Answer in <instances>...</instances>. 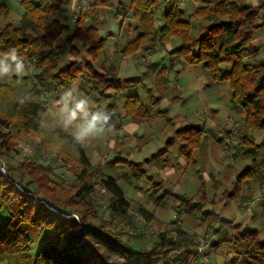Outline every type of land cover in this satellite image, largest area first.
<instances>
[{
  "label": "trees",
  "instance_id": "obj_1",
  "mask_svg": "<svg viewBox=\"0 0 264 264\" xmlns=\"http://www.w3.org/2000/svg\"><path fill=\"white\" fill-rule=\"evenodd\" d=\"M18 1L23 10L20 26L7 25L0 29V52L16 48L29 62L35 63L38 83L57 94L82 80L91 85L92 94L122 92L113 67H102L100 71L95 68L99 53L106 46V38L96 28L100 10L112 9L120 19L128 10L122 0H94L83 6L78 28L68 37L66 45L76 52L77 44H81L86 48L88 60L85 65L83 61L71 62L65 68L60 67L63 47L58 41L69 28L52 15L69 0ZM158 1H132L130 11L143 34L126 46L124 54H134L147 43L162 44L178 37L181 46L171 56L191 66L203 65L215 82H229L231 102L244 110L248 131L264 130V43L261 48L253 42L255 30L261 29L264 35V2L257 9L242 4V0H225L216 6L203 3L195 9L192 18L208 26L204 35L194 38L191 23L183 18L178 6L167 12L164 26L155 31L154 9ZM4 13L5 7L0 5V18ZM87 21L94 26L87 28ZM260 51H263L260 61L245 63ZM15 80L12 77L8 84L0 83V165L6 170V174L0 171V212L6 214V220H0V264H110L109 256L124 259L122 264H190L196 253L195 237L176 223L172 224L175 235L162 233L149 248H136L138 245L130 242L127 236L137 237L138 227L129 214L131 203L112 177H103L100 182L110 198L107 211L99 210L93 199L99 168L92 165L83 147L71 137L78 153L77 167L81 169L74 171L76 178L72 182L58 178L52 165H40L26 158L15 166L2 161L16 151L13 133L20 138L41 135L39 121L47 112L44 101L19 103L23 96L16 93ZM30 93L33 97L39 91L33 89ZM125 109L135 122L149 120L147 109L136 96L127 100ZM178 133L184 139L180 151L192 161L204 131L185 127ZM244 140L264 153V140L260 145H255L249 137ZM59 154L68 163V156L61 151ZM253 175L251 170L244 172L239 183ZM238 190L237 186L227 193L228 200L236 197ZM138 213L147 223L154 221V215L147 210L141 208ZM72 215H78L80 223L70 218ZM208 230L217 234L221 227L213 225ZM37 233L48 235L34 254ZM228 241L235 248L245 246V264H264V241L257 231L229 234Z\"/></svg>",
  "mask_w": 264,
  "mask_h": 264
},
{
  "label": "crops",
  "instance_id": "obj_2",
  "mask_svg": "<svg viewBox=\"0 0 264 264\" xmlns=\"http://www.w3.org/2000/svg\"><path fill=\"white\" fill-rule=\"evenodd\" d=\"M16 1L19 3L18 0ZM122 1L125 7L128 8L125 15L117 19L112 9L103 8L100 10V23L96 26L100 36L106 38V46L101 51L104 54L105 61L99 66L98 71L102 70V67H113L123 87L122 92L115 94L113 91H107L105 96L92 94L91 85L86 80L82 81H86L90 85L87 91L78 86L81 81L74 86L83 95L91 97L95 103L106 100L109 103L106 109L112 113L115 123L114 130L106 134L105 146L103 148L97 147L92 157L85 153L86 156L90 159L92 165L94 162L96 163L99 170L102 171L103 177H110L103 172L107 165H122L136 171L137 173L132 176V180L128 182V193H131L132 187L135 188L136 183L142 177L149 178L148 180L151 183L155 182L156 185H161L160 189L161 192H164L165 198L179 201L178 205L172 207L176 221L173 220L171 225L176 223L198 240L203 236H206V239L209 238L211 252L219 244V235H222L225 241L230 244L228 241L229 234L241 232L238 230L241 225L254 227L255 229L247 228L245 231H257L263 240L264 202L260 199L264 194V153L262 150L248 146L244 138L249 137L255 142V145H260L264 140V133L262 135L258 134L264 132V130L248 131L245 124L244 110L231 102L232 90L229 82H215L203 65L191 66L177 57L171 56V53L181 46L178 37L174 36L162 44L159 42L147 43L134 54H124L126 46L138 39L143 31L137 25L132 11H130L133 0ZM167 1L159 0L156 7L158 3ZM183 1L185 0L175 1L167 10L161 13L162 26L157 20L155 7L154 27L156 32H159L164 26L165 15L175 6L183 11L184 18V10L181 6ZM200 1H202V5L206 2L211 6H216L225 0ZM200 1H194L195 9L199 7ZM243 1L242 4H244ZM9 2L10 0H0V5L5 7V13L0 18V29L7 25H12L15 28L20 26L23 10L20 14L18 9ZM92 3H94V0H72L74 26L73 28L68 26L70 35L78 28L77 21L83 6ZM78 8H80L79 11ZM60 9L54 13L58 18L60 17L58 13ZM104 14L109 23L118 26V31L111 32L107 30L105 32L103 28ZM58 18L53 19L59 20ZM86 26L90 28L94 25L91 21H87ZM102 31L107 34L106 37L103 36ZM176 38L179 40L180 45L168 49L171 44H179L176 43ZM77 47L76 52L69 50L68 47H65L64 52L65 54H78L82 51L85 52L88 60L86 48L81 44H77ZM261 52L263 51L259 53ZM82 56L84 58V55ZM165 57L169 62L165 67H161L159 64ZM67 58L63 59L64 63L69 61V58ZM98 60L99 57L95 64ZM30 63L33 66L31 73L35 80L33 89L39 91L36 94L39 95L37 100L46 102L48 107V104H53L61 93L57 94L51 89L47 93L44 90L45 87L41 86L35 78L37 74L35 63ZM84 65L82 66L83 69ZM121 74L128 77L121 78ZM125 90L130 94H124ZM119 95H122L121 103L115 104L116 96ZM133 96L138 97L145 106L149 114V120L135 122L127 116L125 104ZM47 98L49 99L45 101L44 99ZM227 119H232L234 125H227ZM185 127H199L204 131L201 145L194 151L192 161H189L180 151L184 139L178 131ZM221 129L228 133L230 130L236 129V133L232 137V148L227 146L220 133ZM118 146H124L130 158L114 157L112 160H108L109 154L111 152L115 153ZM164 146L166 148H162ZM104 152L107 156L105 155L102 158ZM116 153L121 155L123 152ZM105 157L106 160L103 164L102 161ZM248 170H251L254 175L240 184L239 176ZM56 176L59 177V175ZM237 186L239 187L237 196L228 200L226 194L232 192ZM119 187L131 205H135L137 210L141 208L147 210L154 215V221L161 224L156 216V207L153 204H150L149 201L142 202L141 197L135 194L132 198L126 194L127 190L125 191L120 185ZM167 188L170 192H167ZM196 203L197 206H195ZM218 203L224 204L227 213L233 211L231 213L234 217L232 222L221 219L213 211L206 210L203 212L205 207L211 208ZM195 215L199 216V221ZM213 225L215 228L221 227L220 232L213 234L209 231L208 227ZM194 228L202 232L196 234ZM211 263L210 259L209 264ZM232 264H236V261L233 260Z\"/></svg>",
  "mask_w": 264,
  "mask_h": 264
},
{
  "label": "rangeland",
  "instance_id": "obj_3",
  "mask_svg": "<svg viewBox=\"0 0 264 264\" xmlns=\"http://www.w3.org/2000/svg\"><path fill=\"white\" fill-rule=\"evenodd\" d=\"M175 1H179L180 0H168L167 2H163V3H158L156 10H155V14L157 17L158 22H160V26H162V20L160 19V15L164 10H167L169 8V6H171V4H173ZM244 5L250 6L254 9L259 8L264 0H258V3L256 4V6H253L252 0H244ZM12 6H15L16 9H18V11L21 14L22 9L20 8L19 3L16 0H10L9 2ZM168 3V4H167ZM182 9L184 10V19L189 21L192 25V35L194 38H200L202 35L205 34L206 30L205 28H207V24L202 23L200 21H196L195 19H193L191 17L192 12L195 9V2L193 0H185L181 3ZM198 6H202V1L199 2ZM72 0H70V2L67 5H64L60 11L58 12L60 14V17L58 18L57 15L54 14V16H52V18H58L61 22H63L64 24H66L69 27L74 26L73 23V14L74 11L72 9ZM19 14V15H20ZM21 16V15H20ZM112 25L113 27L111 28ZM205 27V28H204ZM103 28L105 29V32L107 30H110L111 32H116L118 31V26L113 25L111 23L108 22V19L106 17V15H103ZM202 28V29H201ZM201 31H200V30ZM199 30V31H197ZM103 32V36H107V34H104L105 32ZM70 33H66L62 36V38L58 41V45H60L61 47H63V52L66 46V39L69 37ZM176 43L179 44H171L169 46L168 49L173 48L174 46H179L180 42L179 40L176 38ZM253 42L258 46L261 47L263 46L264 43V35H263V31L261 29L255 30L253 33ZM83 52L80 51L78 54L77 53H73V54H65V52L63 54H61V63L60 66L61 68H64L67 64L77 61V62H85L87 60L86 54L85 52L82 54ZM84 55V58H82ZM66 57L69 58V61H67L66 63H64L63 59L65 60ZM67 58V59H68ZM263 58V52L258 53L257 55H255L254 57L245 60V63H255L259 60H261ZM105 61V57L103 52L100 53L99 55V60L97 62L96 65V69L99 70V66L101 64H103V62ZM169 60L167 59V57H165L163 60H161V64H159L161 67H165L168 64ZM15 77V76H13ZM128 77L126 75L121 74V78H125ZM16 84L14 85V89L16 91L17 94L21 95V96H25L26 94H28L33 88H34V76L32 75L31 71L26 74L25 76H23L22 78H17L16 77ZM10 81H0L1 84H8ZM81 89H83L84 91H87L90 88V85L86 82V81H81V83L78 85ZM45 87L44 90H46V92L48 93L49 88ZM40 90V88H39ZM128 93L130 94L128 91H124V94ZM123 94V95H124ZM39 98V95L33 94V99H37ZM49 98L44 99L45 101H47ZM122 100V95L116 96V100H115V104H119L121 103ZM97 106H103V107H108L109 103L105 100V101H99L96 103ZM55 121H56V112H55V108L53 106L52 103L48 104L47 107V112L46 114L40 119V125H41V135L39 137H25V138H20L17 136L16 133H13L12 135V140L13 143L15 144V152L10 153L9 157L3 158L2 161L5 164L8 163H12L14 166L19 164V162L23 159H32L34 160V162L40 164V165H52L55 168V173L56 175H59L58 178L63 179V181L66 182H72L75 180L76 178V174L74 173V171L76 172H80L81 169L79 167H77V159H78V153L77 150L75 148V145H73L70 141L71 137L68 133L64 132L62 129H60L59 127L55 126ZM264 132H260L258 135H262ZM107 141V136H100V137H96V138H91L89 139L88 142H86L85 144L81 145L83 147V149H85V153L88 154L89 157H92V154L95 153V149L97 147H102L105 146L104 144H106ZM93 142H96L93 144ZM155 143L157 144V141L155 140ZM21 146H18V145ZM102 145V146H101ZM25 148V149H24ZM162 148H166V146L162 147ZM26 150H30L32 151V153H29ZM59 151L63 152L65 155L64 156H68V163H65L63 161V157L62 155L59 154ZM123 152L121 153V155H118V153L116 152ZM115 153L111 152L108 156V160H112L114 157H123V158H130L129 153L127 152V149L124 148V146H118L117 147V151ZM34 153V154H33ZM45 155H49L50 157L44 158ZM55 155V156H54ZM106 155V153L104 152L103 155L101 156L102 158ZM66 156V157H67ZM107 156V155H106ZM100 157V159H101ZM44 158V159H43ZM106 157L104 158V163H105ZM103 162V161H102ZM95 167H98L96 165V163L94 162L93 164ZM65 166V167H64ZM73 170V172H72ZM189 172L191 170H188ZM103 172L105 173V175H108L114 179L117 180L118 184L126 191V194L128 196L133 197V194H135L138 197H141L142 202H146L149 201L150 204H153L156 207V216L157 218H159V220L161 221V224H159L156 221H153V224H149L145 221V219L143 218V220L140 219V215L138 213V210L136 209L135 205H131V208L129 210V214L130 217L133 220V223L137 225L138 227V231H137V237H133L132 236H127V238L129 237L130 242L132 241V244L134 243V246H136V248L139 247H144V248H149L151 247L156 238L162 234V233H171L173 235H175V233H173L174 231V225H171V222L174 220V216L175 213L174 211H172V207L175 206L176 204H179V201L176 200H172L169 198H165L164 197V192H161L160 186L161 185H156L155 182L151 183L148 179L149 178H144L142 177L135 185V188L132 187L131 189V193H128V182L132 180V176L137 173L136 171L129 169L128 167H124L122 165H115V166H110L107 165L105 167V169L103 170ZM98 177L96 178V182L98 183L95 186V191H94V195H93V199L95 201L96 206L99 208V210L101 212L107 211L108 209V200L110 198V195L103 189L101 188L100 182L103 178L102 175V171L99 170V173L97 175ZM151 178V176H150ZM169 191V189L167 188V192ZM139 192V193H138ZM170 192V191H169ZM199 203V202H197ZM197 203L195 204V206H197ZM213 211L215 212V214L218 215V217H220L223 220H228V221H233V216L231 215V213L233 211H230L229 213H227L225 211V207L224 204L218 203L215 204L214 207H205V209H203L204 211ZM196 219L199 221V216L195 215ZM74 218L78 223H80L79 217L78 215H72L70 216V218ZM0 220H6V214L5 212H0ZM155 220V218H154ZM258 225V224H256ZM179 226V225H178ZM190 228V227H189ZM247 228H254L251 226H245V225H241V228H238L239 231L243 232L245 231ZM255 229V228H254ZM192 230V229H191ZM194 232L196 234H200L202 231H200L199 229L194 228L193 229ZM129 230L125 229V233L126 235H129L130 232H128ZM228 232V231H226ZM48 234H43V233H37V235L35 236V240H36V244L33 247V253L36 254L38 252V249L40 248V245L42 246V241L47 237ZM206 237V236H205ZM204 236L201 237V239H206ZM125 238V240L127 239ZM200 240V239H199ZM197 238H195V241L197 243V241H199ZM207 240L210 243L209 238H207ZM264 240V238H263ZM219 244L218 246H216L214 248V250H212L211 252V247L208 250V256H209V262L207 264L210 263V259H211V264H232L233 260L236 261V264H244L246 261L245 256L243 255L244 253V246L243 245H239L238 247H233L230 244H228V242L225 241V239L222 237V235H219ZM104 251V250H103ZM211 252V253H210ZM109 261L108 263L110 264H122L125 262L124 259L118 258V257H114V256H109ZM191 264V263H190Z\"/></svg>",
  "mask_w": 264,
  "mask_h": 264
},
{
  "label": "clouds",
  "instance_id": "obj_4",
  "mask_svg": "<svg viewBox=\"0 0 264 264\" xmlns=\"http://www.w3.org/2000/svg\"><path fill=\"white\" fill-rule=\"evenodd\" d=\"M256 6L258 0H252ZM32 64L16 48L0 52V81H10L13 76L22 78L32 71ZM33 101L31 93L19 99L25 104ZM56 112L55 126L68 133L73 142L83 145L91 138L104 136L115 128L113 115L103 106L79 92L76 87L63 90L53 102Z\"/></svg>",
  "mask_w": 264,
  "mask_h": 264
},
{
  "label": "built area",
  "instance_id": "obj_5",
  "mask_svg": "<svg viewBox=\"0 0 264 264\" xmlns=\"http://www.w3.org/2000/svg\"><path fill=\"white\" fill-rule=\"evenodd\" d=\"M79 10H80V8H78V11ZM226 124L227 125H234V121L232 119H227L226 120ZM232 128H233V126H232ZM220 133L223 136V138L225 139L227 146L229 148H232L233 147L232 137L236 133V129L230 130L229 133L226 132L224 129H221ZM18 146H21V145L19 144ZM26 151H28L29 153H32V151H30V150H26ZM48 157H50V156L49 155L48 156L47 155L44 156V158H46V160H47ZM103 164H104V160H103ZM0 171L2 173L6 174V170H5V166L4 165H0ZM260 200L262 202H264V194H263V196L261 197ZM140 219L143 220V218L141 216H140ZM209 248H210V243H209V241L207 239H200L199 241H197V243H196V253H195V256L193 257V259L191 261V264H207L209 262V256H208Z\"/></svg>",
  "mask_w": 264,
  "mask_h": 264
}]
</instances>
